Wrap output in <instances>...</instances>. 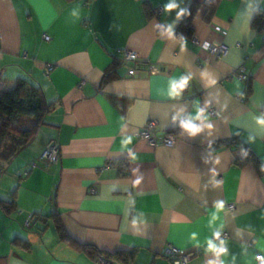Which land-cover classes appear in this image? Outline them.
Instances as JSON below:
<instances>
[{
  "label": "crops",
  "instance_id": "crops-1",
  "mask_svg": "<svg viewBox=\"0 0 264 264\" xmlns=\"http://www.w3.org/2000/svg\"><path fill=\"white\" fill-rule=\"evenodd\" d=\"M192 2L0 0V86L12 89L25 79L42 87L53 105L31 143V162L15 169L16 162L0 160V264H103L63 242L54 219L39 218L53 214L79 243L134 251L130 264H172L169 245L200 249L189 264H260L264 174L236 162L252 152L264 167V125L258 123L264 118V23L254 26L257 15L264 21V0H224L210 23L202 6L194 36L180 40L175 31ZM170 3L177 7L166 12ZM210 43H225L229 53L216 59ZM125 51L160 72L141 65L139 75L129 76L135 63ZM48 65H54L50 74ZM241 65L248 80L237 72ZM107 73L113 78L105 83ZM181 78L188 80L185 88L169 95L170 81ZM244 93L247 99L239 100ZM182 119L199 131L181 128ZM150 120L158 121L159 140L173 134L175 143L154 147L141 139ZM53 143L59 162L39 160ZM13 150L11 142L4 147L6 155ZM12 201L8 214L4 205ZM217 232L229 233L219 256L207 251L208 240L221 246L213 240Z\"/></svg>",
  "mask_w": 264,
  "mask_h": 264
},
{
  "label": "trees",
  "instance_id": "trees-1",
  "mask_svg": "<svg viewBox=\"0 0 264 264\" xmlns=\"http://www.w3.org/2000/svg\"><path fill=\"white\" fill-rule=\"evenodd\" d=\"M223 1L224 0H205L204 3H201L199 0H193L190 9L175 31V36L180 40L192 38L195 33L193 23L202 6L206 7L203 20L206 23H210L215 17L219 5ZM263 23L262 16L257 15L254 26L260 29L263 27ZM111 78H113L112 74L107 73L104 82L110 81ZM52 108L53 105L48 102L43 88L25 79H19L12 89H6L0 86V160L11 162L22 149L29 146L36 138L45 122L46 116L50 113ZM24 118L32 120L28 128H23V126H21ZM8 142L13 144L14 150L9 155H6L4 153V147ZM236 164L240 167L252 164L261 174H264L263 165L252 152L238 159ZM120 169H122V173L124 174L129 172V168L125 166V163ZM4 207L9 214L15 208V201L6 202ZM39 218H43L46 223L48 219H54L61 240L69 244L76 252L85 255L89 260L95 261L101 257L106 260H112L114 263L130 264L134 259V251L109 253L100 250L95 245L79 243L66 234L62 224L54 214L48 217L40 215Z\"/></svg>",
  "mask_w": 264,
  "mask_h": 264
},
{
  "label": "built area",
  "instance_id": "built-area-1",
  "mask_svg": "<svg viewBox=\"0 0 264 264\" xmlns=\"http://www.w3.org/2000/svg\"><path fill=\"white\" fill-rule=\"evenodd\" d=\"M162 14H163V9L158 8L156 10V15L161 16ZM44 38L46 40L51 39V37L47 34L44 36ZM208 50L216 59H221L227 56L230 48L225 43H210L208 46ZM123 56L126 60L135 63V66L130 67L128 70L129 76L139 75L142 71L141 65H148L149 70L152 74H156L160 72V68L157 65L152 64L149 59H146V58L141 59L139 55L135 52L125 51ZM53 69H54V65H48L47 73L50 74V72ZM237 72L241 79L248 80L249 76L247 74L245 65H241L237 69ZM85 82H86V79H83L79 87H82L85 84ZM247 97L248 96L246 93L237 95V98L241 101H245ZM209 112L213 116H220L219 112L215 108H210ZM182 121H187V119H182ZM157 128H158V121L150 120L148 123H146L144 127L140 129L138 136L141 139L146 140L151 146H154V147L159 145L160 143H163L166 145H173L175 143V136L173 134L165 135L161 140H159V138L157 137ZM60 156H61V151H60L59 145L57 143H53L41 155L39 160L45 161L51 164H57L60 160ZM32 166L33 168L37 167V162H34ZM229 210H234V206L229 205ZM29 223H30V220L27 221L28 225ZM228 237H229L228 232H220L219 238L217 239L216 235H214L213 240L215 242L220 243L221 241L226 240ZM201 253H202L201 250L198 248L189 251V250L180 249L174 245H169L168 248L166 249L165 255L170 259L172 264H189V262L193 258L201 255ZM259 256H262V255H259ZM100 261L103 264H115L112 260H106L101 257H100ZM257 261L258 263L261 264L260 260L257 259Z\"/></svg>",
  "mask_w": 264,
  "mask_h": 264
},
{
  "label": "clouds",
  "instance_id": "clouds-1",
  "mask_svg": "<svg viewBox=\"0 0 264 264\" xmlns=\"http://www.w3.org/2000/svg\"><path fill=\"white\" fill-rule=\"evenodd\" d=\"M177 7V5L175 3H170L168 5L165 6V11L169 12L172 11L173 9H175ZM185 10H181V12H179L177 14V19H179L180 16L184 15ZM170 31V29H169ZM188 83L187 78H181L179 81L176 80H172L170 81V90H169V95L171 96H176L179 94L180 91L183 90V88L186 86V84ZM203 116V113H201V117ZM200 118V117H197ZM206 118V117H205ZM258 123L261 125H264V118L258 120ZM181 126L184 130L190 132L191 134H195L199 131V128L196 127V125H194L193 123H191V121H182L181 122ZM132 138L131 137H127L122 141V146L126 147L128 144L131 143ZM224 207V203L221 202H217L215 204V208H216V213H214L212 215V221H215L218 217L217 214L219 212H221L223 210ZM217 239L219 238V232L215 233ZM192 240L194 243H198L196 241V234L193 233L192 234ZM221 243V247L217 248L216 244L213 243L212 240H208L207 244H208V248L207 251H211L214 252L217 256L221 255L222 253L226 252V249L223 247V241L220 242ZM257 259L260 260L261 264H264V256H257ZM210 264H215V262H210Z\"/></svg>",
  "mask_w": 264,
  "mask_h": 264
},
{
  "label": "rangeland",
  "instance_id": "rangeland-1",
  "mask_svg": "<svg viewBox=\"0 0 264 264\" xmlns=\"http://www.w3.org/2000/svg\"><path fill=\"white\" fill-rule=\"evenodd\" d=\"M31 123H32V120H30L29 118H24L21 126H23V128H28L31 125ZM44 130H45V128H44ZM42 133L43 132L41 131V134ZM31 145L32 144H30L29 146L22 149L17 154V156L12 160L13 161L12 165L16 162V164H14L15 169L18 167L19 164L28 165L31 162V160L34 158L35 153L33 152V148ZM56 252H58V254H60L61 256H64V252H59V251H56Z\"/></svg>",
  "mask_w": 264,
  "mask_h": 264
}]
</instances>
